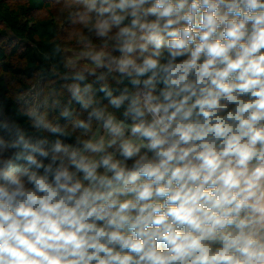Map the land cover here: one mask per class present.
<instances>
[{"label":"clouds","instance_id":"clouds-1","mask_svg":"<svg viewBox=\"0 0 264 264\" xmlns=\"http://www.w3.org/2000/svg\"><path fill=\"white\" fill-rule=\"evenodd\" d=\"M76 3L87 116L0 126V264H264V0Z\"/></svg>","mask_w":264,"mask_h":264},{"label":"trees","instance_id":"trees-1","mask_svg":"<svg viewBox=\"0 0 264 264\" xmlns=\"http://www.w3.org/2000/svg\"><path fill=\"white\" fill-rule=\"evenodd\" d=\"M70 2L72 5L76 0H0V126L7 123L21 127L29 136L55 137L43 130L33 127L32 117L27 109L20 104L12 93V83L22 86V91H29L31 86L24 84L22 80L34 78L50 82L48 99L43 111L50 114L47 120L52 123H59L68 130L72 125L68 119L60 115L62 109L67 107L79 114L80 118H86V113H81L80 105L71 99L66 85L72 81L64 79L71 75V70L65 68L66 52L64 32L57 22L52 10L53 4L57 2ZM46 11L47 16L37 18L36 14ZM74 15L69 14L68 22L75 26ZM83 35L91 39L94 45H100L101 41L82 26ZM75 44H77L75 42ZM93 78L89 77L87 82ZM110 86L119 94L124 85H118L115 81H109ZM127 81H125V84ZM98 88V85H94ZM100 100V106H108V100L102 92H96ZM115 111L117 116L123 119L121 112ZM130 123L131 121H127ZM95 127V122H93ZM77 129L71 139L65 143H74L75 135L79 134ZM3 132L0 131V135Z\"/></svg>","mask_w":264,"mask_h":264},{"label":"rangeland","instance_id":"rangeland-1","mask_svg":"<svg viewBox=\"0 0 264 264\" xmlns=\"http://www.w3.org/2000/svg\"><path fill=\"white\" fill-rule=\"evenodd\" d=\"M71 3L73 4L71 5L70 2L64 1L57 2L53 4L52 8L54 16L66 38V58H74L78 55L79 46L75 44V42L79 39L80 34H83L81 24L75 23V26H72L67 23L69 14H75L80 9V6L77 3ZM45 16H47L46 11L36 14L37 18H44ZM114 55H118V53H114ZM86 63V61H80V66L83 67ZM22 81L24 84L31 86V89L29 91H22L21 85L12 83V93L17 98L18 102L29 111V113H35V115H31L32 117L37 118L38 116H44L47 119L50 114L43 111V109L46 107V100L48 99L51 83L39 78Z\"/></svg>","mask_w":264,"mask_h":264}]
</instances>
